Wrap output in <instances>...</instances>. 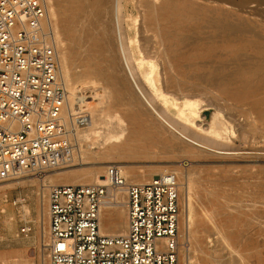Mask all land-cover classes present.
I'll list each match as a JSON object with an SVG mask.
<instances>
[{
    "label": "rangeland",
    "instance_id": "rangeland-1",
    "mask_svg": "<svg viewBox=\"0 0 264 264\" xmlns=\"http://www.w3.org/2000/svg\"><path fill=\"white\" fill-rule=\"evenodd\" d=\"M48 2L56 17L52 20L60 63L64 55V79L71 95L75 80L77 93L86 98L104 95L101 102L92 99L95 105L83 111L103 118L108 107L119 102L114 110L135 126L129 97L137 93L119 49L121 30L133 52L130 64L135 71L141 56L157 66L159 82L152 92L157 104L200 101L203 126L209 125L204 111L220 110L236 133L219 142L225 145L220 149L234 155L199 149L175 136L176 142L196 150L194 156L173 147L170 132L157 135L159 119L146 115L141 121L148 139L140 138L147 146L103 160L107 167L133 166L153 177L176 169L189 176L181 180V264H264V0H120V22L117 0H81L78 6L72 0ZM89 49L95 51L92 58ZM93 64L101 70L88 73ZM97 134L107 136L104 131ZM77 161L49 173L46 184L63 185L66 172L91 166ZM27 175L30 180L12 188L3 189L8 181L0 182V264H50L37 235L41 182ZM84 178L82 173L70 177L75 182ZM45 202L48 210L47 198ZM24 228H31L30 233H22Z\"/></svg>",
    "mask_w": 264,
    "mask_h": 264
},
{
    "label": "built area",
    "instance_id": "built-area-1",
    "mask_svg": "<svg viewBox=\"0 0 264 264\" xmlns=\"http://www.w3.org/2000/svg\"><path fill=\"white\" fill-rule=\"evenodd\" d=\"M48 22L45 0H0V182L21 173L44 180L71 165L78 134L91 122L89 113L68 109L58 44ZM105 179L106 185L50 188L49 263L181 264L177 175L168 172L137 184L111 166ZM116 196L125 199L127 232L101 234L102 207Z\"/></svg>",
    "mask_w": 264,
    "mask_h": 264
},
{
    "label": "bare ground",
    "instance_id": "bare-ground-1",
    "mask_svg": "<svg viewBox=\"0 0 264 264\" xmlns=\"http://www.w3.org/2000/svg\"><path fill=\"white\" fill-rule=\"evenodd\" d=\"M45 1L49 8L48 25H52L54 33H55L53 34L54 35L53 40L55 44H58L59 42L58 37H57L58 35L56 34L58 31L56 32V30L54 29V24L52 20V17L53 18H56V17L54 15V11L53 13L51 12V5H49V2H48L49 0H45ZM72 1L74 5L76 6H78L81 2V0H72ZM120 13H121V2L120 0H117V15H118L119 22H120ZM74 18L75 17H73L70 20L72 21ZM120 29H121V26L119 23V30ZM122 36L123 34H121V30H120L119 38L121 37L120 38L121 42H120L119 49L123 56L125 66L127 67V74L130 77L131 81L134 83L133 85L137 93V95L133 93L129 97L130 106L132 107V119L134 120L133 123L135 124V126L132 127L129 123L131 120L129 121L128 119H126V117L120 118L119 115L122 116L123 114L114 110L115 107H117L118 105H121L119 102L110 105L108 107V110H109L108 113L103 118L91 116V113H90L91 122L85 128L80 130L78 134V138H77L78 148H77V153L75 154L74 160L75 161L78 160L77 162L82 165H85L86 163H90L91 166L88 168H84L81 171L66 172V175L68 176V178L64 179L62 184L63 185H106L107 181L105 179V175L107 171H105V169L109 167L105 166L104 164L105 162H103V160L109 157L120 156L121 155L120 153L122 152L144 149V147L147 146V143L142 141L140 138L141 136L145 135L144 138L146 140L148 139V136H147L148 134L146 131L143 130L144 127L142 126L143 124L141 121L142 117L146 115H154L155 117H157V119H159V123L157 124V126L154 127L156 134L160 136H164L167 132H170L171 135H173V138H171V140L170 139L168 140L173 144V147L175 148H179L180 150L189 152L190 154L197 156L198 153L196 152V150L192 146H190V144H187V143H191L192 145L199 147V149L201 148V149L210 150V151L215 150V151H219L220 154H225V155L236 154L233 151L229 152V151L220 149V146L223 148V146L225 145L219 142H223V141L226 142L232 136H236V133L234 134L232 133L233 129L229 127L228 121H226V119L224 118V115L220 112V110L219 112H217V114L215 115L210 125L203 126L201 124L203 107L201 106L202 103L200 101L187 100V99L182 100V101H176L173 99L172 102H167L165 106H161L156 103V97L153 95L152 92H156L157 87H158V82H159L156 80V75L158 73L157 66L154 63L148 62L147 58L141 56V59L136 61L137 62L136 66L139 67L137 68L138 72L135 71L134 67L130 64L131 63L130 61L134 59L133 54H132L133 52L130 51V48L128 47L127 43L123 41L125 37L123 38ZM83 39L84 38H81V40ZM88 54H89V57L92 58L93 57L92 55L95 54V51L92 50L88 52ZM65 64H66L65 57L64 55H62V60L60 63V71H61L60 74H61V77L64 83L66 84L68 95H69V102H70V104L68 105L69 111L75 110L76 107L79 110L92 109V107L95 105L92 99L95 98L97 99L96 100L97 102H101L102 98H104L103 97L104 95L100 94L99 96L97 94L94 97L88 96V98H86L85 95H82L84 93L82 94L77 93L76 91L77 83H78L77 80H75V83L73 82L74 84L73 89H74L75 95H71V89L69 87V82L67 79L66 80L64 79V77L66 76L63 73L64 71L63 69L64 68L66 69ZM100 70L101 69L99 66L93 64L88 67L87 72L97 73ZM140 80H143L145 82L144 84L148 88L146 86L144 87V85L141 84ZM248 85H249L248 83L245 84V86H248ZM82 86L85 87L86 84L85 85L83 84ZM103 92L106 93L105 91ZM107 94L110 95L108 92ZM105 96L109 97L106 94ZM140 99H141V102H143V104L140 102ZM100 131H104L107 134V136H99V135H105V134L98 135L97 133ZM178 135L182 137L183 140H186L187 143L176 142L174 137ZM100 137L102 138V140L98 141V138ZM216 148L218 150H216ZM120 169H122L125 176L128 177L129 181L133 183L144 184V183H148L152 181V179L154 178L152 174L143 175V174L138 173L136 170L137 168L133 166H129L126 168L121 167ZM175 172L177 173L175 174L177 175V178H178L180 197H181V180L188 178L189 176L185 173L184 170L176 169ZM80 173H82V176H85L84 182H75L73 179H70V177H74L75 175H79ZM165 173H168V172L163 171L160 174H165ZM27 177L30 180L29 175L25 173L18 174L15 178L8 180V182L6 183L8 185L4 186L3 189H5L6 187L12 188L13 185H16V186L20 185L24 181H26ZM40 182H41V193H40L38 206H37L38 207V218H37L38 233L37 235L41 243V246L46 247L47 246L46 236H45L46 231H47L46 211L48 210L46 208L45 201L47 198L46 194L52 186L46 184V179L40 180ZM206 216H208L207 213H205V217ZM47 224L49 226V219L47 221ZM127 228H128V221H127V208L125 205V199L124 197L116 196L114 200L112 199L108 200L106 204L102 207V212L100 215V232L101 234H104V235L118 236V235L125 234L127 232ZM179 252H180V249H179ZM180 263H181V260H180Z\"/></svg>",
    "mask_w": 264,
    "mask_h": 264
},
{
    "label": "water",
    "instance_id": "water-1",
    "mask_svg": "<svg viewBox=\"0 0 264 264\" xmlns=\"http://www.w3.org/2000/svg\"><path fill=\"white\" fill-rule=\"evenodd\" d=\"M205 115H206V122L210 125L215 117V115L217 114V112L214 109H208L206 111H204Z\"/></svg>",
    "mask_w": 264,
    "mask_h": 264
}]
</instances>
